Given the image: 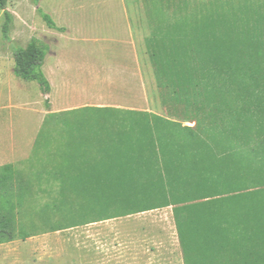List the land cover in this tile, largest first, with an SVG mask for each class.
<instances>
[{"label":"trees","instance_id":"trees-1","mask_svg":"<svg viewBox=\"0 0 264 264\" xmlns=\"http://www.w3.org/2000/svg\"><path fill=\"white\" fill-rule=\"evenodd\" d=\"M33 1L39 6L42 0ZM8 2L0 0V9ZM172 9L171 26L159 18L145 40L167 117L131 112L155 118L159 142L129 137L112 143L106 154L124 163L109 165L122 174L107 179L108 186L92 169L77 179L65 171L62 181L75 189L78 179L95 190L118 188L124 199L157 198L143 210L85 224L172 208L184 264H264V0H182ZM38 12L49 28L66 31ZM6 17L8 38L12 17ZM48 52L35 38L14 52V75L38 83L45 97ZM140 187L149 192H135ZM13 216L11 208L10 226L7 205L0 204V245L32 237Z\"/></svg>","mask_w":264,"mask_h":264},{"label":"rangeland","instance_id":"rangeland-1","mask_svg":"<svg viewBox=\"0 0 264 264\" xmlns=\"http://www.w3.org/2000/svg\"><path fill=\"white\" fill-rule=\"evenodd\" d=\"M181 1L42 0L37 6L33 0H9L6 10L0 9V55L3 56L0 74L8 65L6 60L14 61L15 50L26 48L34 38L49 47L50 58L138 59L143 65L144 108L167 117L145 40L159 18L171 26L177 18L172 7ZM57 4L61 9L53 8ZM38 7L58 28L66 31L49 28ZM6 12L12 17L8 38L3 33ZM184 126L195 125L184 123ZM33 127L34 122L28 131L33 141L38 142L33 160L0 173V204L7 205L11 193L14 225L18 222L27 236H42L29 249L31 253H41L40 264H184L171 209L48 233L157 204V198L147 196L124 199L121 195L125 192L118 188L95 190L94 185L80 179L76 189L64 194V199L60 193L65 183L57 179L67 170L71 172L69 178L77 179L81 172L89 175L92 168L90 173L103 176V187L108 186L107 179L121 178L120 168H111L108 166L111 164H93L87 168L81 161L110 156L106 152L114 146L112 142H125L129 137L136 142L151 138L159 142L153 116L86 110L50 117L36 132ZM183 134L188 135L184 131ZM110 174L113 176L109 177ZM136 177L140 179V175ZM135 192L149 191L140 187ZM6 251L7 248L0 249L1 254ZM93 251H104L107 256H94Z\"/></svg>","mask_w":264,"mask_h":264},{"label":"crops","instance_id":"crops-1","mask_svg":"<svg viewBox=\"0 0 264 264\" xmlns=\"http://www.w3.org/2000/svg\"><path fill=\"white\" fill-rule=\"evenodd\" d=\"M53 8L58 10L61 6L57 4ZM0 57L3 56L0 55ZM6 61L8 65L0 74V173L6 167L11 170V167L16 168L22 163L33 160L38 144L33 141L32 135L28 132L33 122V131L36 132L48 118L77 111L107 109L122 112H149L144 108L143 65L138 59H65L50 58L47 55L42 71L50 84L48 97H45L38 84H34L36 82L17 80L14 75L15 61ZM47 98L49 108L46 104ZM26 123L30 126H26ZM105 158L107 159L104 160ZM121 163L124 161L120 160L119 156L96 157L81 161V165L86 164L87 168L93 164L120 165ZM64 174L65 171L57 179L60 181L68 177ZM63 185L60 193L62 195H67L75 189L69 184ZM9 195L7 221L11 226V193ZM67 205L70 206L72 203L67 202ZM168 209L172 211V208L160 210ZM152 212L154 211L145 213ZM113 220L117 219L109 221ZM104 222L107 221L77 226H92ZM15 225L20 226L18 222ZM40 237L42 236L1 244L0 249H8L5 254L0 253L3 264H40L39 254L41 253L29 251ZM93 254L98 257L104 256V258L107 256L104 251H93Z\"/></svg>","mask_w":264,"mask_h":264}]
</instances>
